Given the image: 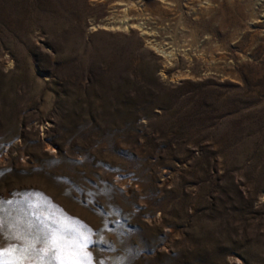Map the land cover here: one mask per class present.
<instances>
[{"label": "rangeland", "instance_id": "374dc122", "mask_svg": "<svg viewBox=\"0 0 264 264\" xmlns=\"http://www.w3.org/2000/svg\"><path fill=\"white\" fill-rule=\"evenodd\" d=\"M23 193L96 264H264V0H0V200Z\"/></svg>", "mask_w": 264, "mask_h": 264}, {"label": "snow or ice", "instance_id": "6c2138e0", "mask_svg": "<svg viewBox=\"0 0 264 264\" xmlns=\"http://www.w3.org/2000/svg\"><path fill=\"white\" fill-rule=\"evenodd\" d=\"M21 196L15 207L0 200V264H96L91 248L103 243L93 241L98 233L79 218L52 210L47 197L33 199L40 193Z\"/></svg>", "mask_w": 264, "mask_h": 264}, {"label": "bare ground", "instance_id": "6f19581e", "mask_svg": "<svg viewBox=\"0 0 264 264\" xmlns=\"http://www.w3.org/2000/svg\"><path fill=\"white\" fill-rule=\"evenodd\" d=\"M239 263V262H238Z\"/></svg>", "mask_w": 264, "mask_h": 264}]
</instances>
